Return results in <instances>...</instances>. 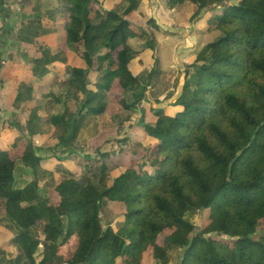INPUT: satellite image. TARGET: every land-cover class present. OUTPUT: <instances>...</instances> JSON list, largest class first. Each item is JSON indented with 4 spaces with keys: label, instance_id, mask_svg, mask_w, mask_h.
<instances>
[{
    "label": "trees",
    "instance_id": "trees-1",
    "mask_svg": "<svg viewBox=\"0 0 264 264\" xmlns=\"http://www.w3.org/2000/svg\"><path fill=\"white\" fill-rule=\"evenodd\" d=\"M224 1L164 0L170 9L196 5L193 19ZM230 1L209 20L218 38L185 68L176 103L180 110L172 117L153 110L157 122L141 125L153 145L111 186L99 189L86 178L65 176L55 187L60 201L53 205L41 198L37 181L16 189L15 160L0 152V207L2 200L5 211L0 226L17 235L19 252L10 264H116L119 258L142 264L150 249L154 264H173L172 247L182 251L177 264H264V235L254 237L264 220V0ZM59 3L66 46L82 62L81 68L62 71L68 76L64 87L85 95L79 105L66 102V113L53 119L72 131L66 133L70 140L87 118L106 113L104 94L116 88L114 101L126 121L142 108L153 74L136 75L134 69L153 41L145 43V30L136 33L128 19L141 0H121L110 10L97 0ZM147 25L161 31L154 19L147 18ZM62 78L58 73L47 87ZM45 96L56 100L49 90ZM40 153L30 140L22 161L34 174L43 161ZM95 153L103 159L95 175L104 179L111 169L106 158L116 152L100 148ZM107 201L125 208L118 231L103 227ZM203 210H210V223L198 231L191 217ZM71 243L75 248L65 256L61 248Z\"/></svg>",
    "mask_w": 264,
    "mask_h": 264
},
{
    "label": "crops",
    "instance_id": "crops-1",
    "mask_svg": "<svg viewBox=\"0 0 264 264\" xmlns=\"http://www.w3.org/2000/svg\"><path fill=\"white\" fill-rule=\"evenodd\" d=\"M97 1L105 10L114 9L121 2ZM226 2L228 0L215 3L193 20L198 12L194 4L170 9L164 0H141L138 11L128 19L136 33L139 28L145 30V43L153 41V48L143 50L141 61L134 69L136 75L153 74L142 108L126 121L122 107L114 101L120 92L116 88L109 96L104 94L109 103L106 113L96 120L87 118L78 134L70 140L66 137L72 135V131L63 129L64 124H56L53 119L66 113V102L79 105L85 95L77 89L64 87L68 76L63 77L62 71L81 68L82 62L78 54L66 46L67 34L62 26L64 17L59 12V0L0 2V152H8L15 160L14 187L24 189L35 179L41 198L55 205L60 201L55 187L61 178L73 175L91 180L99 189L109 187L123 168L136 159L144 158L153 140L141 125L157 122L153 110H163L170 117L180 110L176 103L185 84V68L206 45L218 38L219 32L210 28L209 20L222 13ZM195 6L197 8L193 10ZM182 10L189 15L193 12L188 20H181L176 25L170 15ZM147 18L154 19L161 31L147 25ZM194 41L197 43L193 46ZM58 73H61L63 81L48 88ZM90 80L96 82L98 77ZM47 90L55 94L56 100L45 96ZM113 138L127 141L126 144L112 145ZM30 140L41 149L39 155L43 158L35 175L22 161ZM105 147H109L111 153L115 150L116 154L111 155V169L102 179L95 174L103 159L95 152L102 148L103 153H107ZM87 154L92 157L87 158ZM93 166L95 170L89 169ZM1 202L0 215L4 216V202ZM111 209L114 214L119 208L111 205ZM16 236L8 228L0 226V264H10L18 258ZM74 246L71 243L63 247L66 249L64 255H69Z\"/></svg>",
    "mask_w": 264,
    "mask_h": 264
},
{
    "label": "rangeland",
    "instance_id": "rangeland-1",
    "mask_svg": "<svg viewBox=\"0 0 264 264\" xmlns=\"http://www.w3.org/2000/svg\"><path fill=\"white\" fill-rule=\"evenodd\" d=\"M226 3H231V1L228 0V2H226ZM196 8L197 7L195 6V8L193 10H196ZM193 10H192V12H193ZM185 11L186 10H182L180 13L177 12L176 14L173 13V14L170 15V18H173V20L176 23V25L181 20L182 21H184V20L186 21V20H188L191 17L192 12L189 15ZM189 33L192 34V32H189ZM190 38H191V36H190ZM173 39L177 40L178 38H173ZM196 43H197V41H194V44L192 43V45L194 46V45H196ZM171 60L172 59L170 58V61ZM122 143H124L123 140H117V139L113 138L112 145H120ZM125 144H123V145H125ZM104 149L106 151H108V152L110 151V153H111V150H110L109 147H105ZM114 152H116V151L114 150ZM107 160H108V163H107L108 165L110 163H112L111 156L108 157ZM89 169L95 170L94 166L89 168ZM34 175H33V177H34ZM34 181H35V179H34ZM111 205L112 206L117 205V207L119 208L118 210L114 211V214H113V211L111 209ZM124 214H125V208L122 205L110 204L109 202H104V204L102 206V212H101V218H102L103 227L106 228L107 226L111 225L116 231H118V229L121 226V219L124 216ZM191 222L196 226L198 231H200L201 229L205 228L210 223V210H203V211L197 212L195 215H193L191 217ZM262 235H264V220L259 223V226H258V229H257V233H256V235L254 237H255V239H259ZM164 239H165V234H163L160 237V239H159L160 245H163ZM62 251H63V254L66 253V249L62 248L61 252ZM169 253H170V257L172 259V263L173 264L174 263L177 264L180 261L181 257H182V251L179 248L172 247L170 249ZM116 264H125V263H124L122 258H119V259H117ZM142 264H154L153 252H152L151 249L148 250L144 254Z\"/></svg>",
    "mask_w": 264,
    "mask_h": 264
}]
</instances>
